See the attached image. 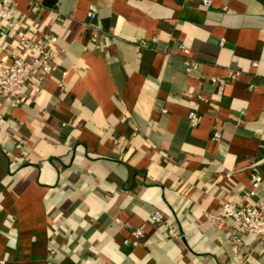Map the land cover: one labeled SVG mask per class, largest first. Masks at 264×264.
<instances>
[{"label": "crops", "instance_id": "0c3cea01", "mask_svg": "<svg viewBox=\"0 0 264 264\" xmlns=\"http://www.w3.org/2000/svg\"><path fill=\"white\" fill-rule=\"evenodd\" d=\"M3 1L60 52L38 93L0 98V264H264V241L239 258L205 217L253 173L264 194V0ZM12 35L0 19V71Z\"/></svg>", "mask_w": 264, "mask_h": 264}, {"label": "built area", "instance_id": "2783aa9c", "mask_svg": "<svg viewBox=\"0 0 264 264\" xmlns=\"http://www.w3.org/2000/svg\"><path fill=\"white\" fill-rule=\"evenodd\" d=\"M30 10L36 13L39 5L36 0H29ZM205 5L210 4V0H203ZM92 9L88 14H92ZM0 19L7 22V28L12 32L19 49L9 53V60L3 64L0 71V98L6 99L11 106L18 105L24 99H30L41 90L44 79L51 73L56 63L59 49L57 48V37L55 34L43 31L39 35L36 33L27 36L23 31L16 28L17 17L15 15V3L0 0ZM89 40L93 45L99 47L98 32L91 31ZM180 51L187 55L189 50L183 45H179ZM185 71L190 72L197 68L198 63L193 58H184ZM238 71H231L226 77L210 76V81L216 85H224L227 78H235ZM189 124L194 126L198 122V115L195 110L189 109L187 113ZM218 131H213L212 138L219 137ZM23 139L17 138L16 147H23ZM251 188L245 194L246 201L234 203L223 201L216 211L205 212V217L218 226L227 225L230 227L228 243L232 252L242 258L241 251L245 235H253L260 241H264V194L257 195V189L261 182V177L253 173L250 178ZM255 195V198L252 196ZM154 223L163 222L162 213L155 210L151 215ZM168 227L170 234L173 233L171 225L164 223ZM131 234L140 237L142 230L134 229Z\"/></svg>", "mask_w": 264, "mask_h": 264}]
</instances>
